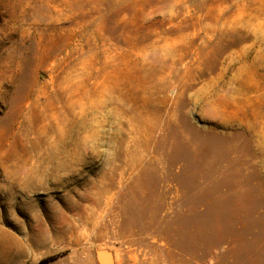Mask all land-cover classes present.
I'll list each match as a JSON object with an SVG mask.
<instances>
[{"label": "rangeland", "instance_id": "374dc122", "mask_svg": "<svg viewBox=\"0 0 264 264\" xmlns=\"http://www.w3.org/2000/svg\"><path fill=\"white\" fill-rule=\"evenodd\" d=\"M0 264H264V0H0Z\"/></svg>", "mask_w": 264, "mask_h": 264}, {"label": "trees", "instance_id": "16d2710c", "mask_svg": "<svg viewBox=\"0 0 264 264\" xmlns=\"http://www.w3.org/2000/svg\"><path fill=\"white\" fill-rule=\"evenodd\" d=\"M42 263V262H41Z\"/></svg>", "mask_w": 264, "mask_h": 264}]
</instances>
